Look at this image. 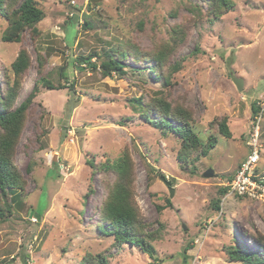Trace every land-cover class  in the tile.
Returning <instances> with one entry per match:
<instances>
[{
    "label": "rangeland",
    "instance_id": "374dc122",
    "mask_svg": "<svg viewBox=\"0 0 264 264\" xmlns=\"http://www.w3.org/2000/svg\"><path fill=\"white\" fill-rule=\"evenodd\" d=\"M232 1L231 10L209 19L205 0H38L45 17L26 27L19 42L1 40L8 24L0 16L2 90L14 80L10 65L20 49L30 65L18 102L38 80L13 154L25 192L13 214L0 221V264H81L97 254L108 264H245L224 251L234 238L261 249L256 236L264 240V198L219 190L236 182L250 144L259 150L258 176L264 175V0ZM85 21L89 28H82ZM126 42L166 53L167 84L133 72L131 67L148 62L132 58L123 61L125 74L102 73L93 52L102 56ZM79 56L86 60L76 61ZM62 67L67 79L60 76ZM234 77L243 80L242 90ZM45 80L65 88L50 89ZM157 96L190 113L203 143L217 137L207 156L182 164L181 140L142 118L132 99L148 103ZM257 101L261 108L252 114ZM221 121L228 138L220 135ZM126 148L134 163L137 208L149 223L144 232L156 231L153 257L98 229L99 207L114 174L95 171L86 161L102 164ZM208 169L210 177L204 175ZM167 199L172 206L158 211Z\"/></svg>",
    "mask_w": 264,
    "mask_h": 264
},
{
    "label": "trees",
    "instance_id": "16d2710c",
    "mask_svg": "<svg viewBox=\"0 0 264 264\" xmlns=\"http://www.w3.org/2000/svg\"><path fill=\"white\" fill-rule=\"evenodd\" d=\"M72 2V0H71ZM73 4V3H72ZM206 16L211 18H220L234 6L232 0H205ZM0 16L7 21L8 27L1 35L4 42H19L22 33L26 27H33L36 23L45 17L44 10L39 6L38 0H0ZM83 24L89 28L90 24L85 21ZM36 32L35 30H33ZM174 33L178 28H172ZM176 45V43H174ZM92 57L99 58V67L104 75L112 72L125 74V61L132 58L137 64L148 62L144 67H131L136 73L147 74L154 82L167 84L169 74L165 72L167 67V55L164 52H143L135 44L129 42L110 46L104 50L102 56L93 52ZM89 55L88 58L91 57ZM86 60L79 56L76 61ZM30 65V57L25 49H20L15 59L11 62V70L14 73V80H6L7 84L4 90L0 86V221L6 220L13 214V207L16 200L25 192L26 181L22 178L21 171L15 166L13 161L14 148L18 143L19 136L27 118L28 109L37 93V81L32 91L23 100L18 102L20 80ZM91 67L96 68L94 63ZM172 66L168 67L170 71ZM62 67L60 76L67 79V75ZM50 89L65 88L63 86L55 87L50 81H44ZM73 88V83L70 84ZM133 103L139 106L142 118L151 124L154 128L160 129L162 133L168 132L174 134L181 140V150L177 155L179 162L188 165L198 160L202 156H207L209 151L217 144V137L212 135L207 143H203L199 134L191 123V115L179 106L172 107L170 102L163 96L153 97L148 103L142 102V97L132 99ZM261 108L260 101L252 103V114H255ZM154 115V116H152ZM221 136L230 137V132L224 121L218 124ZM193 152L196 155L191 156ZM89 164L95 171L104 170L112 172L114 180L110 184L107 194L99 207L102 219L98 229L114 237L118 244L136 245L143 253L153 257L155 248L151 244L155 239L156 231L144 232L149 223L142 221L138 211L137 203L134 198V163L128 149L121 151L118 158L107 159L102 164L94 163L93 159H88ZM98 165V166H97ZM29 170L27 165L26 171ZM220 194L225 195L227 188L221 186ZM17 202V203H18ZM219 199L214 201V207L219 211ZM172 203L167 199L164 206L157 205L156 209L161 211L166 207H171ZM257 241L262 245L259 251H255L251 246L242 240L234 238L233 243L224 249L228 258L232 261H239L245 264H264V240L259 234ZM190 247H184V253ZM81 264H108L107 258L102 254H97L94 259L91 256L85 258Z\"/></svg>",
    "mask_w": 264,
    "mask_h": 264
},
{
    "label": "built area",
    "instance_id": "2783aa9c",
    "mask_svg": "<svg viewBox=\"0 0 264 264\" xmlns=\"http://www.w3.org/2000/svg\"><path fill=\"white\" fill-rule=\"evenodd\" d=\"M74 1L72 0V3ZM249 144V143H248ZM250 144V152L246 159L240 163V166L236 170V182L225 185L227 188L226 195L229 193H234L238 195H247L251 198L262 196L264 198V175L258 176V171L256 170L257 163L259 161V150L256 146ZM242 193L244 191V193ZM211 223V222H210ZM28 264H30L28 262Z\"/></svg>",
    "mask_w": 264,
    "mask_h": 264
},
{
    "label": "water",
    "instance_id": "95a60500",
    "mask_svg": "<svg viewBox=\"0 0 264 264\" xmlns=\"http://www.w3.org/2000/svg\"><path fill=\"white\" fill-rule=\"evenodd\" d=\"M84 27H85V24L82 25V28H84ZM233 81H234L235 85L237 86V88L239 90H242L243 80L241 78L234 77L233 78ZM204 175L206 177H210V176L213 175V171L211 169H208L207 171L204 172ZM161 178L163 179V181L165 182V184L168 186L170 196H173L174 188L171 187L170 182L165 178V176H162ZM148 264H150V263H148Z\"/></svg>",
    "mask_w": 264,
    "mask_h": 264
},
{
    "label": "clouds",
    "instance_id": "9594fccd",
    "mask_svg": "<svg viewBox=\"0 0 264 264\" xmlns=\"http://www.w3.org/2000/svg\"><path fill=\"white\" fill-rule=\"evenodd\" d=\"M74 1V0H73ZM75 58V57H74ZM166 178V177H165ZM170 185H171V183H170ZM27 264H28V262H27Z\"/></svg>",
    "mask_w": 264,
    "mask_h": 264
}]
</instances>
